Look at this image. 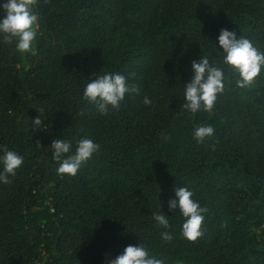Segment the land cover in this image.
Here are the masks:
<instances>
[{
  "label": "trees",
  "instance_id": "16d2710c",
  "mask_svg": "<svg viewBox=\"0 0 264 264\" xmlns=\"http://www.w3.org/2000/svg\"><path fill=\"white\" fill-rule=\"evenodd\" d=\"M35 11L30 51L0 37V154L24 158L0 183V264H106L138 242L165 264H264V67L241 88L223 66L211 115L182 109L191 62L213 58L220 29L264 52V0H36ZM103 72L131 74L140 95L100 115L83 87ZM198 125L213 136L197 142ZM83 136L99 151L57 174L51 142ZM180 186L207 209L195 241L168 208Z\"/></svg>",
  "mask_w": 264,
  "mask_h": 264
},
{
  "label": "clouds",
  "instance_id": "9594fccd",
  "mask_svg": "<svg viewBox=\"0 0 264 264\" xmlns=\"http://www.w3.org/2000/svg\"><path fill=\"white\" fill-rule=\"evenodd\" d=\"M36 0H0V37L6 44H14L17 52L31 50L36 42L38 14L35 11ZM211 41V40H210ZM214 45L213 58L208 55L199 56L191 62V77L183 84L185 103L182 109L191 113L204 111L211 115L217 94L224 89L227 66L234 74L237 87L248 86L264 67V52L260 51L253 42L235 31L220 29ZM218 58V59H217ZM131 74H129L130 76ZM120 72L94 73L83 87V99L92 104L96 112L106 115L110 110L118 109L121 102L129 97L139 96V86ZM143 103L151 101L143 97ZM44 113L43 109H38ZM33 129L43 127L41 116L32 118ZM211 125H198L194 128L193 136L197 142L213 136ZM99 144L93 139L83 136L76 140L54 139L51 142L52 158L58 162L56 172L59 175L74 176L94 153L99 151ZM23 156L14 150L0 154V183H8V177L14 176L16 169L21 166ZM169 211L178 209L184 217L180 235L188 241H195L203 235L202 222L207 211L200 202L193 198V193L185 186L175 188L174 197L168 201ZM160 209V205H159ZM169 215L161 210L153 213L154 221L164 229L169 227ZM164 241H170L173 236L168 231L160 233ZM106 264H165L161 258L150 253L142 243L127 245L123 251L106 261Z\"/></svg>",
  "mask_w": 264,
  "mask_h": 264
}]
</instances>
